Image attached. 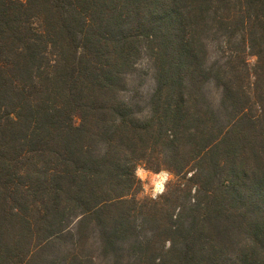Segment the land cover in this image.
I'll return each mask as SVG.
<instances>
[{
    "label": "trees",
    "instance_id": "obj_1",
    "mask_svg": "<svg viewBox=\"0 0 264 264\" xmlns=\"http://www.w3.org/2000/svg\"><path fill=\"white\" fill-rule=\"evenodd\" d=\"M0 264H264V0H0Z\"/></svg>",
    "mask_w": 264,
    "mask_h": 264
},
{
    "label": "rangeland",
    "instance_id": "obj_2",
    "mask_svg": "<svg viewBox=\"0 0 264 264\" xmlns=\"http://www.w3.org/2000/svg\"><path fill=\"white\" fill-rule=\"evenodd\" d=\"M250 62L252 60L250 59ZM127 87L121 92L120 97L129 103L130 105H138L140 108L145 109L148 99L153 91V79L152 72L149 69L148 62L143 58L138 61L135 71L127 75ZM207 95L213 104H216L219 97V90L216 89L212 84H209L205 88ZM74 122L77 123V119H74ZM145 171L151 172L149 170ZM151 177L146 176L145 179L141 182V191L136 195L137 199H153L150 195L146 194L145 188L148 192L151 191L150 184ZM166 185V184H165ZM163 193H160L156 196L158 198Z\"/></svg>",
    "mask_w": 264,
    "mask_h": 264
},
{
    "label": "clouds",
    "instance_id": "obj_3",
    "mask_svg": "<svg viewBox=\"0 0 264 264\" xmlns=\"http://www.w3.org/2000/svg\"><path fill=\"white\" fill-rule=\"evenodd\" d=\"M134 176L143 181L146 176H150V184L151 191L148 192L147 188H145L146 194L150 195L153 199L160 193L165 191V184L171 180H173V174L167 171L166 169H161L156 173H150L144 170V166L142 163L137 164L133 170Z\"/></svg>",
    "mask_w": 264,
    "mask_h": 264
}]
</instances>
